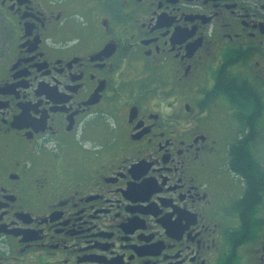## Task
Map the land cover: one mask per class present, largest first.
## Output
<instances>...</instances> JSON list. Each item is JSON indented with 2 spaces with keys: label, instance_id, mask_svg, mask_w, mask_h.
<instances>
[{
  "label": "flooded vegetation",
  "instance_id": "flooded-vegetation-1",
  "mask_svg": "<svg viewBox=\"0 0 264 264\" xmlns=\"http://www.w3.org/2000/svg\"><path fill=\"white\" fill-rule=\"evenodd\" d=\"M0 264H264V0H0Z\"/></svg>",
  "mask_w": 264,
  "mask_h": 264
},
{
  "label": "trees",
  "instance_id": "trees-1",
  "mask_svg": "<svg viewBox=\"0 0 264 264\" xmlns=\"http://www.w3.org/2000/svg\"><path fill=\"white\" fill-rule=\"evenodd\" d=\"M250 193V192H249Z\"/></svg>",
  "mask_w": 264,
  "mask_h": 264
}]
</instances>
